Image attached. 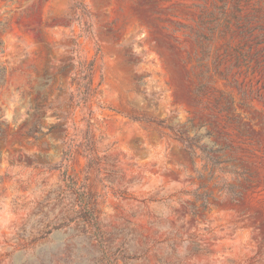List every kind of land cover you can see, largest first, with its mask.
<instances>
[{"label":"rangeland","instance_id":"rangeland-1","mask_svg":"<svg viewBox=\"0 0 264 264\" xmlns=\"http://www.w3.org/2000/svg\"><path fill=\"white\" fill-rule=\"evenodd\" d=\"M0 264H264V0H0Z\"/></svg>","mask_w":264,"mask_h":264},{"label":"trees","instance_id":"trees-1","mask_svg":"<svg viewBox=\"0 0 264 264\" xmlns=\"http://www.w3.org/2000/svg\"><path fill=\"white\" fill-rule=\"evenodd\" d=\"M74 77L73 82L75 84L74 92L71 94V101L76 102L77 106H84L86 107L89 102H91L94 98V96L98 93V84H95L94 82V68L92 62H87L86 60H83L80 57H77L74 59ZM132 119L138 120V121H147L155 123L161 127H165L169 129L173 135V137L181 142L183 146L188 149L192 154H194L195 149L199 148V146L194 141L195 136H201L198 135L202 125L199 127L190 126V127H183L179 123H166L164 120L159 119H153L148 118L146 116H142L141 118H138L136 116H133ZM89 125V124H88ZM87 133H90V128L88 127ZM192 134V135H191ZM204 136V135H203ZM208 135H205L204 137H207ZM80 137L79 135H66L65 139V146L66 151L68 153V156H71L74 151H80V154L86 158L88 163H91L92 161V149L90 146L84 145L82 138V142L78 139ZM91 135L88 136L87 139L89 141L91 140ZM86 139V137H85Z\"/></svg>","mask_w":264,"mask_h":264}]
</instances>
